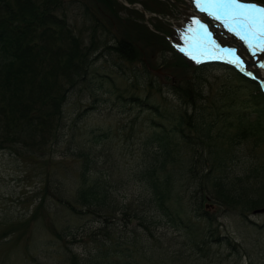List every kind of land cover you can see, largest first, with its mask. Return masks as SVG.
Returning a JSON list of instances; mask_svg holds the SVG:
<instances>
[{
	"label": "rangeland",
	"instance_id": "obj_1",
	"mask_svg": "<svg viewBox=\"0 0 264 264\" xmlns=\"http://www.w3.org/2000/svg\"><path fill=\"white\" fill-rule=\"evenodd\" d=\"M81 1L109 31L105 34L109 44L114 38L135 39L144 63L138 59L128 63L111 50L103 52L96 67L102 69L100 74L109 73L113 83L106 82L95 91L91 81L69 93L60 129L42 157L21 149H0V264H69L70 253L84 262L81 260L107 242L103 227L107 225L112 228L110 239L114 242H130L128 251L133 257L129 260L134 264H264V213H253L264 204L245 211L240 207L230 210L208 194L209 188L198 186L194 190L185 169L192 152L199 156L198 149H189L179 139L175 161L162 165L158 159L153 167L157 175L164 168L174 173L171 208H182L191 229L176 230L165 218L158 225L151 217L160 219V211L142 180L144 168L153 161L151 152L157 150L152 134L171 128L166 119L182 107L174 87L199 88L207 102L224 90L236 89L257 108L250 97L256 85L248 87L227 68L208 67L196 73L191 67L179 66L177 59L182 55L178 53L192 40L189 28L196 18L189 0H166L170 7L163 1L151 2L146 16L135 13L138 3L126 0H116L124 8L112 5L111 0H101L103 5L96 2L100 0ZM68 17L79 35H89L90 22L78 9L69 10ZM144 25L155 35L167 37L174 50L168 53L167 41L159 39L158 46L145 39ZM135 96L147 105L130 102ZM149 106L158 108L162 117L155 116ZM259 111L264 115V106ZM217 146L229 152L230 179L244 176L264 160L263 150H253L249 144L228 148L221 141ZM80 151L91 153V170L95 172L91 175L107 187L108 209L74 212L70 208L75 185L83 180ZM257 181L245 178L253 194L262 186L256 185ZM133 215L154 223L144 225L131 219ZM59 229H70L73 235L61 241L55 234Z\"/></svg>",
	"mask_w": 264,
	"mask_h": 264
},
{
	"label": "trees",
	"instance_id": "obj_2",
	"mask_svg": "<svg viewBox=\"0 0 264 264\" xmlns=\"http://www.w3.org/2000/svg\"><path fill=\"white\" fill-rule=\"evenodd\" d=\"M150 1H143L142 5L147 7ZM96 2L103 5L101 0ZM111 2L120 7L115 0ZM73 8L90 22L86 37L73 29L68 17L69 10ZM143 31L145 39L160 46L161 42L148 29L144 27ZM108 33L98 16L81 0H0V149H21L42 157L60 129L69 93L76 88L87 87L91 81L95 91L106 82L113 83L109 73L100 74L102 69L96 67L103 58V52L111 50L115 57L128 63L137 59L143 61L135 39L114 38L113 44H109L110 40L105 37ZM180 66L189 68L183 61ZM194 69L201 73L207 68ZM246 85L250 87L252 83ZM178 87L173 89L182 107L178 114L166 119L171 128L152 134L157 150L151 152L153 161L147 164L142 174V180L147 182L152 200L160 211V219L151 218L158 225L165 218L167 224L176 230L191 229L186 224L188 219L182 208H171L175 194L174 173L164 168L157 175V170H153L155 160L161 159L162 165L175 161L179 139L189 149L199 150L198 157L195 152L191 153L186 165L188 169H185L195 184L194 190L198 186L209 188L211 192L208 194L230 210L231 207H240L245 211L264 204V160L256 163L244 176L230 179L227 175L229 152L217 146L221 141H225L228 148L249 144L253 150L261 148L264 153V115L259 111L264 104L257 89H253L250 95L256 101L257 108H253L250 105L252 99H244L236 89L224 90L207 102L201 89L185 85ZM129 101L137 102L140 107L146 104L137 96ZM258 105L261 106L258 108ZM149 107L153 108L155 116L162 117L158 108ZM104 136H94L93 139ZM79 155L83 180L75 185V196L68 202L70 208L74 212L108 209L110 197L107 187L100 178L91 175L95 172L91 170L90 151H80ZM249 177L258 180L256 185H262L254 194L251 193L252 187L245 183V178ZM131 219L144 225L154 223L148 222L147 218H138V215L131 216ZM103 227L107 242L96 247L87 259L81 260L84 262L70 253L69 264H134L129 260L133 257V253L128 251L130 242L122 239L114 242L110 239L112 228L108 225ZM55 234L62 241L71 237L73 232L59 229Z\"/></svg>",
	"mask_w": 264,
	"mask_h": 264
},
{
	"label": "snow or ice",
	"instance_id": "obj_3",
	"mask_svg": "<svg viewBox=\"0 0 264 264\" xmlns=\"http://www.w3.org/2000/svg\"><path fill=\"white\" fill-rule=\"evenodd\" d=\"M193 2L197 6L200 4L219 6L217 11L221 15L230 17L237 26L244 30L246 35H251L257 41L264 43V8L243 4L241 0H193ZM199 10L205 11L204 8ZM241 38L243 39V37Z\"/></svg>",
	"mask_w": 264,
	"mask_h": 264
},
{
	"label": "bare ground",
	"instance_id": "obj_4",
	"mask_svg": "<svg viewBox=\"0 0 264 264\" xmlns=\"http://www.w3.org/2000/svg\"><path fill=\"white\" fill-rule=\"evenodd\" d=\"M193 2V0H191ZM194 6L196 7V9L198 10L197 12V17H198V21L202 22L204 18L202 16L201 11L199 10L200 8L204 7V4H200V6H197L194 3ZM200 7V8H199ZM214 29V33L224 39L225 43L232 48L231 52L232 53H239V57H242V61L240 63H238V66L240 69H244V70H249L253 73H255L256 77L264 84V71L261 68H258L256 63L257 62H261L264 61V53L262 51L261 48H257L255 46L252 47H244L241 46V44H239V42H236L235 37V33L229 31V35L225 32L224 28H220V27H216L213 26ZM232 44V45H230ZM245 43L242 42V45H244ZM253 51V52H252ZM253 57H257L258 60H253Z\"/></svg>",
	"mask_w": 264,
	"mask_h": 264
},
{
	"label": "water",
	"instance_id": "obj_5",
	"mask_svg": "<svg viewBox=\"0 0 264 264\" xmlns=\"http://www.w3.org/2000/svg\"><path fill=\"white\" fill-rule=\"evenodd\" d=\"M257 212H264V209L263 210L256 211L255 213H257Z\"/></svg>",
	"mask_w": 264,
	"mask_h": 264
}]
</instances>
